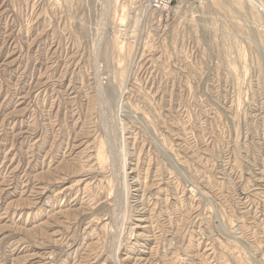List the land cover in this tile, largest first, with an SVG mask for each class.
<instances>
[{
  "label": "rangeland",
  "instance_id": "1",
  "mask_svg": "<svg viewBox=\"0 0 264 264\" xmlns=\"http://www.w3.org/2000/svg\"><path fill=\"white\" fill-rule=\"evenodd\" d=\"M0 264H264V0H0Z\"/></svg>",
  "mask_w": 264,
  "mask_h": 264
},
{
  "label": "built area",
  "instance_id": "2",
  "mask_svg": "<svg viewBox=\"0 0 264 264\" xmlns=\"http://www.w3.org/2000/svg\"><path fill=\"white\" fill-rule=\"evenodd\" d=\"M140 1L149 7L160 9L169 5L173 0H140Z\"/></svg>",
  "mask_w": 264,
  "mask_h": 264
},
{
  "label": "bare ground",
  "instance_id": "3",
  "mask_svg": "<svg viewBox=\"0 0 264 264\" xmlns=\"http://www.w3.org/2000/svg\"><path fill=\"white\" fill-rule=\"evenodd\" d=\"M153 8V7H152Z\"/></svg>",
  "mask_w": 264,
  "mask_h": 264
}]
</instances>
